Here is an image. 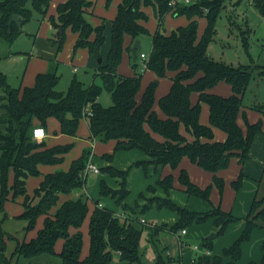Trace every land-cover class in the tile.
<instances>
[{
    "label": "trees",
    "instance_id": "trees-1",
    "mask_svg": "<svg viewBox=\"0 0 264 264\" xmlns=\"http://www.w3.org/2000/svg\"><path fill=\"white\" fill-rule=\"evenodd\" d=\"M172 1L121 0L116 16L111 19V45L107 58L102 60L95 73L101 76L102 84L92 82L86 85L74 77L66 91L58 89L61 75L57 59L46 71L37 73L33 85L23 89L11 87L6 75L0 72L3 89L0 97L3 109L0 114V214L3 213L0 215V263L9 264L5 251L7 238L12 236L4 229L3 223L7 217L5 202L10 191L14 197L25 196V209L20 216L28 221L27 230L35 226L40 215L44 216L43 226L35 237L16 240L12 255L17 260L25 258L28 262L44 261L47 258H42L43 255H50L61 264H112L114 253H118L126 264L139 263L140 241L145 229L141 218L153 208H169L177 212L178 220L170 226L176 233L191 224L213 220L217 227L214 232L216 237L222 235L231 223L241 219L225 210L221 203H214L211 193L214 185L223 192L225 179L218 172L226 169L233 157H239L241 162L248 159L255 136L263 132L262 121H249L243 110L244 95L253 76L245 65L228 64L209 53L208 45L214 37L215 19L223 0H199L185 4ZM49 3L50 0H0V37L12 45L22 30L15 22L10 25L11 16L19 14L24 23L32 16V6L46 13ZM253 4L264 14V0H253ZM92 5L90 0H66L57 5V15H52L50 22L56 29L52 39L59 44V48L63 45L66 28L71 26L79 33L77 46H86L92 54L101 56L100 50L106 39L105 26H94L89 21L87 14ZM144 5H152L160 18L154 33L145 25L147 14ZM170 11L187 13L191 17L190 24L171 32L161 31L162 19ZM196 14H205L208 18L202 38L198 37ZM146 34L152 35V47L149 58L144 62L145 68L155 72L159 79L171 75L169 91L158 99L164 116L155 108L159 80L151 82L142 97L138 98L142 73L128 76L118 71L126 37H131L134 42ZM127 47L131 52V47ZM221 80L231 86L230 94L213 91ZM103 90L111 94L112 104L108 106L99 100ZM194 92L198 96L196 102L192 99ZM203 102L209 105L210 125L201 121ZM254 109L264 115V105H255ZM240 115L246 129L239 122ZM51 118L59 121L61 133L73 136L77 135L81 119L86 118L93 137L114 138L115 150L139 148L148 156L128 167L115 164L100 166L102 173L115 177L119 184L114 188L102 179L100 194L109 195L117 204L125 206L128 215L119 216L97 201L89 220L90 251L86 256L83 255L82 227L89 213V196L84 192L62 202L55 212L51 208L57 204L61 193L84 188L88 177L82 175L90 159V149L84 148L82 155L72 160L68 170L44 173L40 186L35 190L38 201L34 202L27 193V178L41 173V164H61L73 146L49 145L45 140L38 141L33 137L34 127L42 125L47 128ZM182 126L194 135V140L188 139ZM213 127L223 130L226 138L215 139ZM104 157L106 160L114 159L113 154H105ZM185 157L213 173L212 183L204 187L191 179L186 168L182 167L179 172L181 189L189 196L207 200L209 209L198 211L176 203L171 198V192L176 188L173 173L161 176L156 185L147 188L156 192L160 187L165 195H154L150 198L151 203L140 204L139 199L134 205L125 203L130 193L129 179L135 167L143 168L146 173L150 166L155 170L167 165L175 169ZM11 168L15 172V181L9 188L8 173ZM243 177L241 172L232 181L235 190L241 188ZM145 197V192H141L139 198ZM260 219H264V196L253 200L242 232L223 249L222 254H199L193 258L192 264H237L243 254V244L250 240L255 228L262 227ZM150 229L154 233L165 230L158 225H151ZM214 237L204 238V248L213 249ZM60 239L63 246L57 251L55 246ZM261 247L262 259L259 262L251 260L248 264H264V239Z\"/></svg>",
    "mask_w": 264,
    "mask_h": 264
},
{
    "label": "rangeland",
    "instance_id": "rangeland-1",
    "mask_svg": "<svg viewBox=\"0 0 264 264\" xmlns=\"http://www.w3.org/2000/svg\"><path fill=\"white\" fill-rule=\"evenodd\" d=\"M63 1L66 0H50L46 13L32 6L31 18L23 23L22 32L12 45L0 37V72L6 75L7 82L11 87H21L23 89L27 85H33L37 73L44 72L50 68L52 63H56L55 59L59 61L58 72L61 75L58 89L66 91L74 77L86 85L92 82L102 84L101 76L95 73L102 62H100L99 58L101 57L104 61L107 58L111 45V19L116 16L121 0H90L93 5L91 8L92 12L87 14L89 21L94 26H105L106 39L101 47V56L99 57L92 54L88 47L77 46L79 33L73 30L71 26H68L65 30V38L61 48L52 39L55 36L56 29L52 27L50 17L57 15V5ZM182 1L181 3L185 4L198 2L199 0ZM143 9L147 14V19L144 21L145 25L151 33H154L158 28L160 18L152 5H144ZM194 19L198 21V37L202 38L208 24V18L205 14H196ZM190 22L191 17L187 13L178 14L170 11L163 17L160 29L161 31L171 32L179 26H188ZM215 29L214 37L208 45L209 53L217 60L235 66L245 65L251 71L253 77L246 89L243 104L247 108L248 120L252 121L253 116H256L258 120L261 115L258 110L254 109V106L264 105V14L256 9L253 0H223L221 10L215 19ZM132 45L133 42L130 47ZM151 47L152 35L146 34L143 37L140 53H148ZM134 63H136V67H134ZM118 71L128 76H132L136 72L142 73V83L138 98L142 97L143 92L151 82L159 80L156 84L155 93L157 100L155 108L160 115L163 113L158 99L170 89V74L159 79L155 72L145 68L144 60L139 55L136 58L132 56L126 45ZM215 89H219L215 92L224 95L232 92L231 86L224 80H221L215 86ZM1 95H3V89L0 86V97ZM192 98L195 102L198 100L195 92L192 94ZM99 100L107 106L112 104L111 94L107 90L102 91ZM2 112L3 109L0 106V114ZM201 121L206 125H210L209 105L206 102L202 103ZM213 128L215 139L220 140L221 138H217L216 132L224 134L223 130L217 127ZM182 131L188 136L189 140H194V135L187 132L185 127H182ZM52 134L56 136L53 143L73 144V146L60 166L42 165L40 169L41 173L32 174L27 178V193L33 198L34 202L39 200V196H36L35 190L40 186L44 173L54 172L58 169L68 170L72 160L80 157L84 148H88L91 151L89 160L94 161V163L100 166L106 163L105 154L114 155V159H107V164H115L120 167H128L137 160L146 158L145 152L139 148L115 150L116 140L114 138L93 137L85 118L81 119L76 136L61 133L60 127L57 130H53ZM155 135L158 138L161 137L157 134ZM182 167H185L189 171L191 179L201 186L205 187L213 181V173L191 163L188 157H185L180 166L175 169L168 165L164 166L162 171V167H159L158 170H155L154 167H149L148 173H146L143 168L135 167L130 177V193L125 203L134 205L138 199L140 204H144L147 201L151 203L150 198L156 195L157 192L147 190L148 186L156 185L162 173L163 175L173 173L174 182L177 187L173 190L171 198L176 203L187 206L190 209L198 211L207 210L210 207V203L207 200L198 196H189L181 189L179 172ZM102 172L101 170L100 173L91 174L95 178V181L92 183H88L87 181L85 184L87 188L83 189L89 196V213L82 227L84 233L83 254L85 255L86 253L89 254L90 251L89 220L96 202H101L102 206L114 210L119 216H121V211H127L123 208L122 204H117L111 196H102L100 194L102 179H105L110 186L114 188L118 187V182L113 176ZM82 176H84V172ZM224 179L225 186L223 192H220L217 186L214 185L211 199L216 204L221 203V206L226 210L231 209L233 206L237 191L232 186L229 175L227 177L224 175ZM14 181L15 172L11 168L8 173L9 188L14 184ZM145 190L146 197L139 198L140 193ZM159 190L161 191V189ZM75 195V190L61 193L57 204L51 208V211L55 212L62 202L75 197ZM24 203L25 196L19 195L14 197L12 191H10V195L5 202L7 217L4 220V227L7 233L12 236L7 238V249L5 251L6 254H9V256L6 255L9 259V264H28L27 259L20 258L16 260V257L12 255L15 242L17 239L29 240L33 236L35 237L43 226L44 216L40 215L35 226L30 230L26 229L27 220L20 216L25 209ZM177 215V212L169 208H153L142 215L148 222H142L145 229L139 247L141 257L139 263L133 264H179L180 262L182 264H191L192 258L197 257L199 254L211 255L205 252L212 250L217 253L223 252V249L230 246L241 233L239 231L241 224L234 222L227 227L222 235L214 237L213 249L205 248L204 251V238L214 234L211 230V228H215L213 222L206 221L200 224H191L187 227L188 233L179 236L180 232L176 233L170 229ZM170 217L174 220L172 221ZM151 225H158L165 230L154 233L150 229ZM260 240L258 235L252 234L250 240L245 243L242 257L238 260L237 264H248L250 259H256L255 255L261 254ZM195 244H200V249H194L193 246ZM55 248L58 251L62 249L61 239L58 240ZM203 251L204 253H202ZM180 254L183 256V260ZM42 258L56 259L50 255H43ZM112 264H126V262L120 258L118 253H114Z\"/></svg>",
    "mask_w": 264,
    "mask_h": 264
},
{
    "label": "crops",
    "instance_id": "crops-1",
    "mask_svg": "<svg viewBox=\"0 0 264 264\" xmlns=\"http://www.w3.org/2000/svg\"><path fill=\"white\" fill-rule=\"evenodd\" d=\"M90 12H92V11L90 10ZM141 39H142V43H143V37ZM132 42L133 41L131 40V37H129V36L126 37V42H125L126 46H130L132 44ZM149 53H150V51L148 52V54ZM138 55L140 56V52L138 53ZM216 90H219V89H215V87H214L213 91L215 92ZM246 109L247 108L244 106L243 110L247 114V110ZM260 115H261V117H259L260 119H258V120L262 121L263 132H260V133H258L255 136V138H254V140L252 142L251 149H250V157L248 159H246L244 162H241L239 157H233L231 159V161H230V165L226 169H223V170L218 172V175H221L223 177H224V175L226 177L229 175L230 178H231V182L234 179L238 178V176L241 174V172L244 173L242 186H241V188L239 190H236L237 194H236V197H235V202H234L233 206L231 207V209H226V210L231 211L235 216L241 218V219L235 221V222H237V223L239 222V224H241L240 226L238 224V226L240 227V230H239L240 232H242V230H243V228H244V226L246 224L245 217L247 216V214H248V212H249V210L251 208L253 200L260 199V198H262L264 196V115L261 112H260ZM161 116H164V113H162ZM256 118H257L256 116H253V119H252L251 122H255L257 120ZM239 122L243 126V128L246 129L245 122H244V119H243L242 115H240V117H239ZM59 127H60L59 121L56 118H51L49 120V122H48V127L46 128L47 136L45 138L41 139V140H45L46 143L49 144V145H55V143H53V140H54V137H56V136L52 134V131L53 130H57ZM216 135H217V138H219V139L221 138L220 140H224V138L226 136V133L224 132V134H222V133L220 134V133L216 132ZM41 140H38V141H41ZM67 154H66V156H67ZM145 155H146L145 159H147L148 156H147L146 153H145ZM105 164H107V160H106ZM42 165H44V164L40 165V169H41ZM56 166H60V164H58ZM98 166H100V165H98ZM121 167H124V166H121ZM150 167L152 168L153 166H150ZM162 169H163V167L161 168V171H162ZM228 169H230V170H228ZM227 171H229V172H227ZM161 176H163V173L159 177H161ZM91 177H92V175L90 174L89 177H88V183H92V182L95 181V178H94V181L90 182L89 178H91ZM115 180L118 182V180L116 178H115ZM129 181H130V179H129ZM85 188H87V185H85L83 189H85ZM83 189L75 190L76 191L75 197H77L80 194L84 193L85 191ZM159 189H161V188L157 187V189H156L157 194L158 195H165V193L162 194L164 192L163 189H161V191ZM144 192H146V190ZM172 193H173V190L171 192V195H172ZM98 203H99L100 206H102L101 202H98ZM123 208H125V206ZM202 211H204V210H202ZM115 213H117V212H115ZM2 214L3 213H1L0 215H2ZM120 215L122 217L127 216L128 215V211H121ZM170 218H171L172 221L174 220L172 217H170ZM141 219H144V221L141 220L142 222H148L145 217H142ZM177 220H178V215L175 218V221H173V222H176ZM209 221L213 222V220H209ZM27 223H28V221H27ZM259 223L262 225V227L255 228L253 230L252 234L258 235L259 238L261 239L260 240V252H261V254L260 255H258V254L255 255L254 257L256 259L253 258V259H250L249 261L254 260V261H258L259 262L262 259V257H263V250H262L261 244H262V241L264 239V219H260ZM213 224H214V222H213ZM3 226H4V223H3ZM214 227L215 228H211V230L213 232H215L217 230V227L215 225H214ZM4 229H5V227H4ZM72 231L75 232V229H73ZM187 233H188V231H187ZM18 240H20V239H18ZM245 243L243 244V248H244ZM196 245L198 246V248H195ZM15 246H16V242H15ZM62 246H63V240H62ZM193 247H194V249H200V244H195ZM14 249H15V247H14ZM204 251H205V248H204ZM204 251L202 253H204ZM205 253H208V254L210 253L211 255L212 254L213 255L222 254V252L221 253H217L214 250L207 251ZM6 255L9 256V254H6ZM83 255L86 256L87 253H86V255L85 254H83ZM181 257H182V260H183V256L182 255H181ZM16 260H17V258H16ZM47 260L48 261L58 262L56 260H51L50 258H47ZM192 260H193V258H192ZM192 260H191V264H192ZM225 260L227 261L228 258L225 257ZM29 263L30 262H28V264ZM185 264H187V263H185Z\"/></svg>",
    "mask_w": 264,
    "mask_h": 264
},
{
    "label": "built area",
    "instance_id": "built-area-1",
    "mask_svg": "<svg viewBox=\"0 0 264 264\" xmlns=\"http://www.w3.org/2000/svg\"><path fill=\"white\" fill-rule=\"evenodd\" d=\"M185 2H189L190 0H184ZM176 2H183L182 0H173L172 3ZM140 58L145 61L149 58V54L145 52L140 53ZM47 136V130L44 126L42 125H37L33 129V137L37 140H41ZM100 172V166H98L96 163H94L92 160H89V162L86 165L85 171H84V176L89 177L90 174L92 173H99ZM144 221V219H142ZM187 233V229L184 228L180 231L179 236ZM195 248H198L196 245Z\"/></svg>",
    "mask_w": 264,
    "mask_h": 264
},
{
    "label": "water",
    "instance_id": "water-1",
    "mask_svg": "<svg viewBox=\"0 0 264 264\" xmlns=\"http://www.w3.org/2000/svg\"><path fill=\"white\" fill-rule=\"evenodd\" d=\"M15 22L18 26V28L20 30H22V27H23V22L20 18V15L19 14H13L10 18V25ZM142 48V39L140 37L136 38L133 42V45L131 46V51H132V54L134 56V58L137 57L138 53L140 52ZM100 62L102 61V58L100 57L99 58ZM89 181L92 182L94 181V178L91 177L89 178ZM215 235L214 234H211V235H208L207 237L208 238H213ZM29 264H61L59 262H55V261H48V260H45V261H32L30 262Z\"/></svg>",
    "mask_w": 264,
    "mask_h": 264
}]
</instances>
